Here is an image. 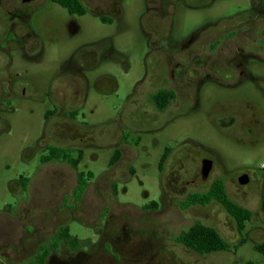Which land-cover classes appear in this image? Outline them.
<instances>
[{"label":"flooded vegetation","instance_id":"obj_1","mask_svg":"<svg viewBox=\"0 0 264 264\" xmlns=\"http://www.w3.org/2000/svg\"><path fill=\"white\" fill-rule=\"evenodd\" d=\"M220 1L228 0H142V12L132 17L124 8L125 0H0V122L29 107L27 112L41 117L51 129L48 139L42 136L37 141V148L46 151L40 157V167L45 168L49 181H68L72 170L77 182L82 181L79 166L85 147L82 146V121L102 114V111L93 113L92 108L85 111L91 93L103 103L116 99L118 106L112 108L114 112L108 110L105 114L122 121L123 125L131 121L161 123L156 129L140 132L146 134L162 131L179 117L198 113L205 101V90L216 87L226 90L231 97L217 103L223 109L217 114L215 126L237 145L251 146L253 138L264 136V0H243L229 15L213 17L215 20L194 27L184 37L174 35V14L178 6L201 10ZM86 19H97L103 27L98 38L79 45L63 57L57 69H51L48 63L57 40L50 25L54 21L63 24L58 36L82 37ZM126 19H137L136 28L145 41L142 70L132 81L131 55L128 48L119 46L125 40L126 31L131 29ZM109 62L123 69L121 77L127 82L107 70ZM42 77H46L44 82L38 84L37 78ZM171 106L173 109L169 111ZM197 144L204 149L197 171L202 181H207L214 171L217 177L213 181H247L245 185L238 183L239 188L249 187L256 181L264 185V166L261 174L249 166L227 170L218 152ZM114 145L119 146L109 147ZM167 149L169 154L172 151L165 148L157 166L161 176ZM29 150L30 157L22 162L25 166L34 155V149ZM71 152L76 153L75 158L69 157ZM55 153H62L63 157L55 158ZM204 160L211 161L206 178L201 174ZM37 170L38 166L33 167L28 176L19 174L8 181L13 184L27 181L23 191L33 200L28 186L30 181H37ZM79 196L81 203L82 192ZM162 199L161 191L160 204ZM47 217L44 225L39 221L37 210L29 208L26 202H21L15 211L0 210V264H70V253L68 257H64V252L63 257L59 256L68 248L66 238L61 237L70 235L68 222L54 211L47 213ZM96 235L99 244L109 239L101 229ZM177 237L176 244L199 257H207L188 249ZM89 244L90 249L96 246ZM106 247L104 252L115 260L116 255ZM78 249L80 256H88V250L82 251L80 246L72 251ZM29 257L32 261H28Z\"/></svg>","mask_w":264,"mask_h":264},{"label":"rangeland","instance_id":"obj_2","mask_svg":"<svg viewBox=\"0 0 264 264\" xmlns=\"http://www.w3.org/2000/svg\"><path fill=\"white\" fill-rule=\"evenodd\" d=\"M242 1H220L201 10L178 6L174 14L175 37H184L194 27L215 20L213 17L229 15ZM124 8L132 17H136L142 12V0H125ZM126 21L131 29L126 31L125 40L119 46L128 48L127 52L131 55L132 81L142 70L141 57L145 41L136 28L137 19ZM62 27L63 24L56 21L50 25L57 40L48 63L51 69H57L63 57L79 45L92 43L103 30L97 19H86L82 37L67 38L57 34L62 31ZM107 70L127 82L121 77L123 69L118 64L109 62ZM45 78H37V83L42 84ZM238 95H243L242 91ZM228 97L231 94L226 90L209 87L205 90V101L198 113L179 117L162 131L141 134V131L158 128L157 125L161 123L152 125L150 121H131L124 123L125 126L122 121L105 114L108 110L114 112L112 108L118 106L116 99L103 103L91 93L85 111L92 108L95 111L93 113L102 111V114L92 115L82 121V146L85 147L82 148L79 167L87 186L82 193L81 203L77 182L74 181L75 172L70 170L68 181H49L45 168L40 167V157L46 155V151L37 148V141L42 136L48 139L51 129L41 117L30 115L27 112L29 107L21 108L6 122H0V210L15 211L21 202H26L29 208L37 210L39 221L44 225L48 221L47 213L52 214L54 211L62 215L68 222L70 235L79 240L82 251L88 250L89 253V257L80 256L79 249L73 252L69 246L64 248L67 252L61 251L59 256L63 257L64 252V257H68L70 253V264H264V256L254 248V245L264 240V185L256 181L249 187L239 188L237 181H224L229 198L253 214L243 235L237 232L232 218L217 203L183 208L182 202L188 194L206 192L217 177L214 171L207 181L197 177L200 159L204 156V149L198 148L197 143L218 152L227 170L249 166L261 174L264 166V136L257 140L253 138L251 146L243 147L215 126L217 114L223 109V105L217 103ZM172 109L171 106L169 111ZM212 111L213 115L210 114ZM111 130L121 132L112 134ZM119 134L121 136L118 138ZM185 141L195 143L182 144ZM113 144L119 146L109 147ZM165 148L172 151L161 176L157 166ZM29 149H34V155L25 166L22 162L30 157ZM116 150L120 152V159L111 166L110 160ZM75 154L71 152L69 157L75 158ZM59 156L63 157V154L55 153V158ZM36 166L37 181H30L31 186H28L33 201L23 191L27 181L13 184L8 180L19 174L28 176ZM161 191L163 199L160 204ZM151 202L160 204V207L149 209L147 205ZM196 222L213 228L228 243L236 244L240 238H246V243L230 251L199 257L174 242L182 231ZM99 229L109 237L101 244L96 235ZM89 242L97 247L94 245L90 249ZM104 246L111 248L116 255L115 260L104 252ZM87 257L90 259L83 262L82 259ZM28 261L32 259L29 257Z\"/></svg>","mask_w":264,"mask_h":264},{"label":"trees","instance_id":"obj_3","mask_svg":"<svg viewBox=\"0 0 264 264\" xmlns=\"http://www.w3.org/2000/svg\"><path fill=\"white\" fill-rule=\"evenodd\" d=\"M168 156L169 149L166 150V153L163 156L162 164L166 161ZM119 159L120 152L117 150L114 152L110 160V165L115 164ZM81 177L82 181H77L79 193H83L87 186V181L84 179V173H82ZM89 178H91L90 175ZM211 202L219 204L224 209L228 216L234 221L237 232L240 235H243L246 225L249 224L253 218V214L251 211L243 208L229 198L223 181H213L206 192L190 194L182 203L183 208H188L195 205L205 207ZM147 207L149 209H154L156 203L153 202ZM61 237L66 238V243L72 250L77 249L80 246L76 237L69 234H65L64 236L61 235ZM177 241L197 254L208 255L216 252L230 251L231 248L235 249L237 246L246 243V238H240L236 244H231L225 241L213 228L196 222L188 229L182 231L178 235ZM254 248L259 254L264 256V240L261 243L254 245Z\"/></svg>","mask_w":264,"mask_h":264},{"label":"water","instance_id":"obj_4","mask_svg":"<svg viewBox=\"0 0 264 264\" xmlns=\"http://www.w3.org/2000/svg\"><path fill=\"white\" fill-rule=\"evenodd\" d=\"M210 171H211V161H209V160H204V161L202 162V166H201V174H202V176H203L204 178L208 177ZM243 177H245V176H243ZM238 183H239L240 185H245V184H247V181H245V180H240V181H238Z\"/></svg>","mask_w":264,"mask_h":264}]
</instances>
